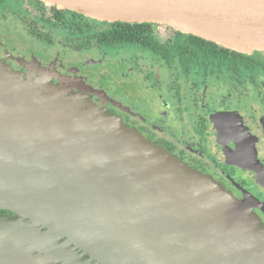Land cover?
I'll list each match as a JSON object with an SVG mask.
<instances>
[{"label": "water", "instance_id": "1", "mask_svg": "<svg viewBox=\"0 0 264 264\" xmlns=\"http://www.w3.org/2000/svg\"><path fill=\"white\" fill-rule=\"evenodd\" d=\"M40 1L264 53V0ZM40 73L0 61V264H264L250 200Z\"/></svg>", "mask_w": 264, "mask_h": 264}, {"label": "flooded vegetation", "instance_id": "2", "mask_svg": "<svg viewBox=\"0 0 264 264\" xmlns=\"http://www.w3.org/2000/svg\"><path fill=\"white\" fill-rule=\"evenodd\" d=\"M31 7L47 24L68 27L73 22H57L52 7L47 11L38 1ZM33 24L18 32H25V37L6 28L0 59L25 74H33L40 63L58 86L88 95L130 128L211 176L238 200H250L264 223V53L255 51L244 58L235 53H200L185 63L173 43L184 34L174 32L165 41L158 36L170 50L162 54L137 45L94 44L90 32L71 30L85 39L69 43L73 52L66 55L52 53L55 39ZM93 49L138 50L146 63L135 58L133 74L123 67L116 70L109 62L100 67L101 62L83 54ZM139 65L147 66L144 73ZM221 69L224 77H219ZM182 77L193 79L187 83Z\"/></svg>", "mask_w": 264, "mask_h": 264}, {"label": "rangeland", "instance_id": "3", "mask_svg": "<svg viewBox=\"0 0 264 264\" xmlns=\"http://www.w3.org/2000/svg\"><path fill=\"white\" fill-rule=\"evenodd\" d=\"M36 1H40V0H1L0 1V43H4L5 37L7 36V34L5 33V30L7 27H12L11 28L12 30L14 29L15 31H17V32L13 31L17 36L25 37L26 36L25 32L24 33H18V32H22L23 29H29L28 26H32L30 24L34 23L33 25L38 27L40 32L46 33L55 39L56 45L50 47V49H51L50 51L52 53H56L57 51H62V54L69 55L70 51L73 52L68 47L69 43L78 44L79 42H81L85 39V38L83 39L84 36H78V35L74 34L66 26H53L52 24L45 23L44 20L41 19L40 11L36 12L37 10H35L31 7L32 5L34 6ZM41 2H43V1H41ZM44 4H45L47 11H49L52 6L47 5L46 3H44ZM155 24L157 25L159 38L164 40V41L168 40L171 36H173L174 32L179 31L176 28H174L173 26L168 25V24H164V23H155ZM22 26H23V28H22ZM182 33L184 35H189V33H186V32H182ZM75 36H78V37L75 38ZM174 40H176V39L174 38ZM44 47H46V45H44ZM137 52H138V50H134V49H130V50H128V49H126V50H107L106 52H104L103 50L93 49L91 51H87L86 53L84 52L83 54L85 55L86 58H91L94 61L101 62V63H99V64H101L100 67H102L105 63L109 62L111 66L115 65L116 70L119 69L120 67H123V69H125V70H127V69L131 70L135 67V65H134L135 64L134 62L136 61L135 58L140 59V60L138 59L140 64H141V62L146 63V60H144V58L141 57L142 54L139 55V53H137ZM0 61L8 64L15 71L21 73L25 77L26 76L40 77L43 75L42 73H40L41 70L47 71L46 68H44L39 63V64H37L38 68L33 72V74H25V73L15 69L8 62H6L2 59H0ZM120 61H124V64H123L124 66L120 65ZM139 67H141L140 71L142 73H144V68L146 69L147 66L139 65ZM136 68L138 69V64H137ZM178 68H179V66H177V69ZM195 68L197 71H199V65H197ZM200 69H201V67H200ZM116 73H119V72L117 71ZM130 73L133 74L134 73L133 70H131ZM218 73H220L219 77L225 76V73L223 72L222 69L219 70ZM177 75H181V74L179 72H177ZM177 78L179 79L180 76H177ZM182 79L184 81H186L187 83H190V82H192L193 77H192V79L182 77ZM60 87H62V86H60ZM78 94H80L81 96H83L87 100L92 101L95 105H97L88 95H86L84 93H78ZM97 106H99V105H97ZM99 107H101V106H99ZM0 210H6V211H10L12 213V215H10V214H5V215H9V216L17 217V218H21V219L24 218V217H22V215L18 214L17 212H13V211L8 210V209H3L1 207H0ZM2 214H4V213H2Z\"/></svg>", "mask_w": 264, "mask_h": 264}, {"label": "trees", "instance_id": "4", "mask_svg": "<svg viewBox=\"0 0 264 264\" xmlns=\"http://www.w3.org/2000/svg\"><path fill=\"white\" fill-rule=\"evenodd\" d=\"M1 1V0H0ZM40 4H45L38 1ZM55 13L56 21L67 23L69 20L71 26H68L73 32H90V39L95 44L107 46L137 45L146 50L156 53L170 52L169 49L158 39L157 25L155 23H124V22H106L98 21L86 17L82 14L52 7ZM55 19V18H54ZM175 35L184 36L182 32L176 31ZM180 39L177 44V52L181 60L189 63L193 55L200 53H235L238 56L246 57L247 53L228 49L218 45L213 41L189 34ZM171 42V41H170Z\"/></svg>", "mask_w": 264, "mask_h": 264}, {"label": "bare ground", "instance_id": "5", "mask_svg": "<svg viewBox=\"0 0 264 264\" xmlns=\"http://www.w3.org/2000/svg\"><path fill=\"white\" fill-rule=\"evenodd\" d=\"M248 154V153H247Z\"/></svg>", "mask_w": 264, "mask_h": 264}]
</instances>
